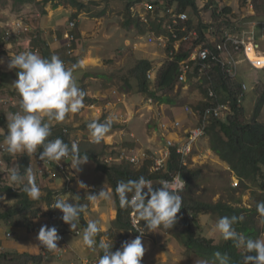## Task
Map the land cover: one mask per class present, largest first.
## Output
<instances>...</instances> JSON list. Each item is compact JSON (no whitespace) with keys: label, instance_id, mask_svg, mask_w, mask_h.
Returning a JSON list of instances; mask_svg holds the SVG:
<instances>
[{"label":"rangeland","instance_id":"1","mask_svg":"<svg viewBox=\"0 0 264 264\" xmlns=\"http://www.w3.org/2000/svg\"><path fill=\"white\" fill-rule=\"evenodd\" d=\"M83 2L86 8L77 17H73L75 10L70 6L60 5L53 9L51 4L43 5L41 0L13 6L10 0H0V29L5 33L4 38L8 34L10 39H14L13 42H10V39L4 40L0 35V60H2L0 71L8 75L0 88V112L6 118V125L0 126V128L5 129L6 134L8 114L16 113L17 111L13 110L20 105L18 92L12 86L17 79L16 70H9L7 65L15 55L29 51V49H36L31 42L36 36H39L40 41L45 43L53 55L59 56L61 60L63 57L69 56L68 60L67 58L64 59L65 61L62 60L66 67L70 68L72 65H77L74 70V77L78 86L86 93L85 107L78 113L67 114L62 122L48 121L47 118L45 121L49 122L50 126L56 125L67 129L72 141L78 144L82 142L93 143L90 130L87 127L89 123L94 120L104 122L109 117L113 118L112 124L116 128L110 130L102 141L105 145L102 161L108 165L127 163L125 160L119 159L122 152H125L126 155H140L138 164H130L133 170H138L147 161L152 163L151 160L155 153H161L166 147L164 139L175 141L188 128L197 123V118L193 114L197 113L196 106L203 102L205 96L200 91V85L192 78L185 86L184 84H175L174 90L169 93L156 92L159 97L168 94L174 100V104L161 103L154 98H147L140 94L137 80L130 75L131 69L139 60L150 61L153 71L149 89L154 91L158 70L165 63V50L157 44L150 43L149 29L146 26L138 30L135 26L126 25L125 7L131 0H83ZM198 6L200 11L197 18L204 23L211 22V12L214 6L219 10L229 7L230 13L225 19L235 29L241 27L239 32L253 29L256 41L260 43L261 51H264V40L261 39L262 33H264L262 31L264 13L263 10L257 12L252 0H247L245 3L240 0H214L212 4L209 0H202L198 2ZM70 22L75 23V29L80 36L75 40L73 48L64 51V46H68L69 43L63 37V33L67 31ZM36 50L40 54L38 49ZM261 60L264 61L263 58ZM239 70L242 75L240 79L248 86V92L241 107L245 110V121L250 122L254 117L255 107L264 93V69L252 70L247 65L242 64L239 66ZM147 99H152V103H148ZM186 107H189L191 112H186ZM171 121H178L179 125L172 127ZM257 121L264 123V105L257 116ZM160 125H163L162 128ZM3 135L4 133H0V137ZM207 144L208 139L204 137L194 147L190 158L191 165H188V168L199 171L200 174L190 182L187 189L185 185V189L180 193L182 198L188 201L210 204L220 202L232 207L251 209L256 203V198L253 195L254 188L245 189L240 185L234 172L208 149ZM4 148L6 145L1 140L0 213L14 204V201L9 200L2 192L3 187L9 186L16 190L20 189V185H13L8 181V169L18 164L16 155L20 153L12 155L13 158L6 161L2 156ZM141 153H143L142 156ZM64 162L68 164L67 175L61 174L62 181L58 182L60 177L57 178L55 185L53 182H42L39 175L36 176V183L41 190L40 198L35 200L36 205L41 209L39 216H49L50 221L61 228L68 226L61 219L62 213L52 209L51 206L45 207V203L41 202L46 199L48 191L55 194L52 196L53 203L57 198H64L68 202L77 203L74 196L81 195V204L88 206L86 212L88 214L90 211L88 215L93 217L95 211L89 210V207L93 208L94 206L87 199V191L78 187V181H83L91 193L96 192L101 183L108 182L103 173L97 172L95 169L92 171L89 161L81 166L79 172L74 170L70 159ZM93 165L95 168L94 163ZM149 172L151 173V171ZM56 176L58 177V174ZM86 180H90V182ZM155 182L157 183V180L152 184ZM78 188L80 191L77 190ZM110 194L113 196L112 189ZM102 204H106L109 208H112L113 205L115 207L114 196L112 200H103ZM106 212H109L108 209ZM53 213L54 216L51 217L50 215ZM108 214L104 220L108 219ZM85 215L83 213V217ZM112 215L106 220L107 231L115 220H110ZM252 218L253 226L259 234L257 238L264 239L260 218L256 215ZM218 219L217 215H199L193 220L198 234L212 239L215 244L224 240L215 228ZM80 226L79 222L77 229L81 230V234L68 233L65 235L68 244L74 245V248L77 244H83V228L81 229ZM24 230L30 233L27 229ZM104 231H106L105 228ZM104 231L102 233L107 232ZM180 231L181 227L175 226L172 228L160 226L154 232L149 229L142 241L147 250L141 259V264H198L200 260H203L195 254L186 252L175 237V234ZM22 232L25 233L23 230ZM20 233L15 228H8L4 222H0L1 243L3 241L4 245L8 246L5 251H15L16 249L11 246L12 244H19L18 241L26 240V243H30L28 235L23 237L20 236ZM6 234H10L11 237ZM114 235H117V231L114 232ZM105 236L101 238H105ZM121 236L120 232L117 241ZM107 241L115 243L113 239H107ZM97 242L99 243V241ZM43 251L45 252V250ZM239 251L245 253L243 248H239ZM40 255L42 256V264H64L61 262V257L47 259L43 253Z\"/></svg>","mask_w":264,"mask_h":264},{"label":"trees","instance_id":"2","mask_svg":"<svg viewBox=\"0 0 264 264\" xmlns=\"http://www.w3.org/2000/svg\"><path fill=\"white\" fill-rule=\"evenodd\" d=\"M13 6L24 5L33 3L35 0H10ZM141 0L130 2L126 5V25L135 26L138 30L141 27H145L138 20L131 17L130 7L140 2ZM170 6H174L180 12H186L191 20L199 14L198 2L202 0H163ZM210 4L214 0H209ZM245 3L247 0H240ZM255 4L257 12L262 11L264 13V0H252ZM43 5L51 4L53 9L58 6H70L75 10L73 17H77L81 13L86 5L83 0H41ZM156 2L154 4H158ZM209 5L207 4V7ZM230 13V8L225 7L223 9H217L215 6L211 12L210 25L215 27L217 33H222L225 30H229L234 33H239L241 27L235 29L227 21L226 16ZM76 27V25H75ZM73 29L72 34L75 40L80 36L77 29ZM147 28H150L155 33L163 32L160 25L152 20ZM144 32V30H142ZM0 35L4 38L5 33L0 29ZM75 40L71 42L70 46H64V51L73 48ZM14 39H10L13 42ZM32 46L40 52L44 58H50L53 54L49 51L48 47L43 41H40L39 36H36L32 42ZM168 50V49H167ZM63 55V54H62ZM64 56V55H63ZM65 56L62 58H67ZM187 54H177L173 62H165L162 67L158 70L155 90L149 89L150 81L146 77V73L151 70L152 65L148 60H139L135 66L131 69L130 75L137 80L138 92L145 95L147 98H154L161 103L174 104V100L171 99L168 94L158 96L157 91H163L169 93L174 90L177 76V62L185 59ZM212 73L213 86L216 94L219 97L220 102H230V112L225 120L212 119L206 128L205 137L208 139V149L228 168L234 172L235 176L239 180L240 185L245 189L254 188L253 195L256 198V203L251 209H241L238 207H232L225 203H202L191 200H182V207L177 213V222L175 227H181V231L175 234L176 239L185 248L189 254H195L196 256L209 260L213 264L215 261L214 253L220 252L222 255L229 257V264H241L243 255H255L254 253H241L238 248L234 246V242L231 240H223L219 244H215L212 239L202 237L198 234L197 229L194 225L195 218L199 215H217L219 218L224 216H238L242 217V220L238 222L234 227L238 232H241L247 238L256 239L258 231L255 229L252 223V216H258L262 222V231L264 232V217H261L257 212L256 205L259 202H264V123L257 121V116L264 105V93L261 95L259 103L255 107L254 117L250 122H246L244 119L245 110L241 105L238 104V97L242 93L241 84L229 76H226L221 69L214 66ZM7 74L0 71V88L7 78ZM200 91L206 96V89L200 86ZM207 102H202L196 106L197 114H201L204 108L208 106ZM13 111H20V105ZM101 122V121H98ZM6 125V118L0 112V126ZM51 136L49 140L56 138L62 139L65 143L71 145L73 143L70 133L67 129L60 127L50 126ZM116 128L112 124L111 130ZM66 130L67 132H64ZM7 131V130H6ZM4 135L0 137V141H3ZM81 155L87 154L88 161L95 164V170L103 173L112 189L115 202L116 218L112 222L111 228L105 233L107 239L115 240L111 249L114 252L116 249L121 247L122 243L117 242L120 236V232L129 229L130 227V208H121L119 206L118 197L115 194V187L120 181H127L129 179H138L143 176L148 180L156 181L164 178H171L176 173L180 172L182 179L185 181L186 189L190 182L197 178L200 174L199 171L189 170L188 166H182L179 156L175 150L172 149L171 157L167 163V168L162 171L150 173L151 167L150 162L144 163L138 170H133L129 163L121 162L119 164L108 165L102 160L105 154V145L101 143L82 142L78 143ZM7 147V146H6ZM42 149H38L40 154ZM2 156L6 161H10L13 156L6 151L4 148ZM31 155L26 153H20L16 155V160L20 166V171L23 172L30 161ZM188 165H191L190 158L188 159ZM13 189L12 187H3L2 192L6 195L9 200H13L14 204L11 205L6 211L0 213V222H4L8 228H24L28 231L33 229V221L39 217L41 209L36 205V201L30 199L22 190ZM154 190L160 187L158 184H153ZM143 191H146L143 190ZM79 194V193H76ZM52 194L50 191L47 193L45 200L41 202L45 203V207H49L52 201ZM82 196L80 195L77 203L81 204ZM40 204V203H39ZM247 213V214H246ZM189 215L192 218H189ZM80 228L87 226V222L83 217V213L80 216ZM64 226V225H63ZM75 230H69V226L63 228L65 233H74ZM117 231V235L114 232ZM100 237V233L97 239ZM1 248L0 240V264H42V256L31 255L29 253H18L5 251ZM100 256L103 254L102 250H99ZM218 264V262H217Z\"/></svg>","mask_w":264,"mask_h":264},{"label":"clouds","instance_id":"3","mask_svg":"<svg viewBox=\"0 0 264 264\" xmlns=\"http://www.w3.org/2000/svg\"><path fill=\"white\" fill-rule=\"evenodd\" d=\"M9 70H16L17 79L12 86L20 97V111L9 113L7 117V131L0 128L4 133L3 143L7 146L6 151L15 155L26 153L32 155L40 151L39 160L60 162L70 158L74 170L79 172L81 166L88 162V155H81L77 143H65L62 139L49 140L51 136L50 123L45 121H64L67 114L78 113L85 107L86 93L78 86L74 77L77 65L66 67L57 55L50 58L42 57L38 52L26 51L10 59L7 65ZM113 118L109 117L104 122L92 121L87 125L94 143H101L110 132ZM68 165V164H67ZM38 168L29 165L23 172L20 166L8 169V181L13 185H20L21 190L32 200H38L41 190L36 183ZM78 187L86 190L87 199L93 204L101 200H112L113 196L104 189L97 193L88 191V186L83 181H78ZM185 187L181 175L177 173L171 181H160V187L154 190L151 180L141 176L138 179H129L118 182L115 194L118 197L121 208L132 209L133 215L138 221H144L146 231L154 232L160 226L172 228L177 222V213L182 207L181 190ZM146 191H143L145 190ZM74 199L79 201L80 196ZM86 204L71 203L64 198H57L51 205L52 209L62 213V221L69 226V230H75L79 225L80 216L87 211ZM257 212L264 217V202L256 205ZM242 220L238 216H224L217 220L216 230L223 239L234 242L236 248L245 249V253L255 255H243L241 264H264V239H251L238 232L234 225ZM130 228V227H129ZM126 229L121 232H126ZM101 231L96 220H89L87 226L82 229L83 245L92 250H102L98 264H141V259L146 252L142 243L144 231L137 229L139 235L134 240L124 241L120 249L112 252L113 242L107 238H101L97 242V236ZM36 239L48 250H59L58 241L61 237L55 226H41ZM118 242V241H117ZM213 264H229V257L220 252L214 253ZM198 264H210L209 260L203 259Z\"/></svg>","mask_w":264,"mask_h":264},{"label":"built area","instance_id":"4","mask_svg":"<svg viewBox=\"0 0 264 264\" xmlns=\"http://www.w3.org/2000/svg\"><path fill=\"white\" fill-rule=\"evenodd\" d=\"M156 2L159 3L154 4ZM130 14L132 18L138 20L143 25L148 26L152 20L160 25L163 32L158 34L148 28V38L151 44H157L165 50V62H173L177 54H187L185 59L177 62L176 85L184 84L185 86L192 78L198 85L206 89V96L203 101L207 102L209 105L204 108L201 114H193L197 118V123L188 128L184 134L175 141L164 139L166 147L161 153L157 152L154 154L149 171L155 173L167 168L172 149H174L179 156L181 165L186 167L188 166V159L191 158L196 143L205 137L206 128L210 121L212 119L225 120L230 112V102H220L214 89L211 73L214 66H217L226 76L237 80L241 84L242 93L238 97V104L241 105L248 92V86L240 79L242 75L239 66L245 64L252 70H263L264 61H262L261 58L264 59V51H261V45L256 41L253 29L239 33H234L229 30L217 33L215 27L210 25V22L204 23L197 18V16L191 20L186 12L178 11L176 7L168 5L163 0L140 1L135 3L130 7ZM74 27L75 23L70 22L67 31L64 33V37L69 43L68 46L75 40L72 34ZM262 31L264 32V24H262ZM9 39L10 36L6 34L4 40L8 41ZM261 39L264 40V33H262ZM251 50L257 55L255 57L257 60L255 61L249 57V52ZM29 51L37 52L36 49H29ZM258 57H260V59H258ZM152 71L153 69L146 73V77L149 81L152 80ZM147 102L151 104L152 99H147ZM185 111L191 112L189 107H186ZM171 123L172 127H177L179 125L178 121H171ZM64 132L67 131L64 130ZM39 155L38 152L33 154L28 166L31 165L34 168H38L37 174L41 180H54L56 174L67 175L66 171L68 167L64 161L70 158L62 159L57 163L47 160L41 161L39 160ZM142 155L143 153H141V156ZM140 158V155H126L125 152H122L119 156L120 160H125L127 163L133 165L138 164ZM178 173L181 175L180 172ZM175 175L169 179L164 178L157 180L158 185H160V181L162 180L171 181ZM157 183L155 182V184ZM184 189L185 187L181 192ZM50 216L53 217L54 213ZM189 218H192V216L189 215ZM129 219L130 228L122 233L118 242L123 243L124 241L134 240L136 236L139 235L137 232L138 228L145 233L142 237L143 241L147 233L144 221H138L133 215L132 209ZM58 235L61 237L59 241H63L64 235ZM7 236L10 237V234H7ZM83 264H98V262L85 261Z\"/></svg>","mask_w":264,"mask_h":264},{"label":"crops","instance_id":"5","mask_svg":"<svg viewBox=\"0 0 264 264\" xmlns=\"http://www.w3.org/2000/svg\"><path fill=\"white\" fill-rule=\"evenodd\" d=\"M64 33H63V37H64ZM1 62H2V60H0V64H1ZM151 69H153V67ZM89 162L91 164V169L93 171L95 169L94 165H93V163L91 161H89ZM59 177H60V179H59L60 181L57 180V178H59ZM56 180L58 182L62 181L61 174H58V177L56 176V178L54 180L48 181V180H44L43 179L42 182H46V183H52L53 182V184L55 185V182H57ZM86 181L90 182V180H86ZM102 189H104L105 191H108L109 193L111 192V188L108 185L107 181H105V183H101L99 188H98V190L96 192H94V193L98 194V192L100 190H102ZM77 190L80 191L79 188ZM102 201L103 200L99 201L96 204L91 203V205L94 206V207L91 208V206H90L89 210L95 211V213H94L95 215H93V217H92V215H88L90 211L88 212V214L86 212L85 213L86 215L84 217L86 222L89 221V220H96L98 222L99 226L101 227L100 237L97 239V241H100V238L102 236H105L104 235L105 233H102V232L104 231V228L107 231V229H106L107 228L106 227L107 226L106 225L107 221L106 220L111 218V214H113L112 215V219H110L111 221L116 218V210H115L114 205L112 206V208H109V207L106 206V204L103 205ZM106 209H108V211H109L108 213L109 214L106 212ZM107 214H108V219L104 220V217H106ZM89 217H90V219H89ZM44 225H47L48 227L55 226L57 231H58V234H63L64 235L63 241H58V247L60 248L59 250H48L45 246L40 244V242L36 239V237L38 235V232H39V229L41 228V226H44ZM22 230L25 231V233H23ZM16 231L21 232L20 236L25 237V236L28 235V237L30 238V243H31V244L29 242L26 243L25 242L26 240H24L22 242L18 241L17 243H19V244H12L11 247L16 249L15 252L19 251L18 253H29L31 255H38V254L43 253L44 257H47V259L48 258L56 259L57 257H61V262H64V264H83V262L89 261V260L98 262V259L100 257L99 249L96 250V251H92V250L86 248L83 244H77V245H75V248H74V245H72V246L69 245L68 242L65 239V235H67L68 233L63 232V228L57 227L55 225V223L51 222L50 219H49V216H44V217H40L39 216L37 219H35L33 221V229L30 231V233L26 232V230H24L22 228H18V229H16ZM76 231H78V232L80 231L79 233L81 234V230L77 229ZM106 231H104V232H106ZM73 235H75V234H73ZM1 245H2L1 248L4 249V250H6V248L8 247V246L4 245L3 241L1 243ZM30 247H33V248H30ZM79 247H80V249H77ZM25 250H26V252H25ZM43 250H45V252ZM72 260H74L75 262L72 261Z\"/></svg>","mask_w":264,"mask_h":264},{"label":"bare ground","instance_id":"6","mask_svg":"<svg viewBox=\"0 0 264 264\" xmlns=\"http://www.w3.org/2000/svg\"><path fill=\"white\" fill-rule=\"evenodd\" d=\"M249 57L252 59V60H257V59H255V57H256V54H254V52L251 50L250 52H249Z\"/></svg>","mask_w":264,"mask_h":264},{"label":"water","instance_id":"7","mask_svg":"<svg viewBox=\"0 0 264 264\" xmlns=\"http://www.w3.org/2000/svg\"><path fill=\"white\" fill-rule=\"evenodd\" d=\"M88 1H89V0H88ZM132 1H138V0H131V2H132ZM143 1H144V0H143ZM145 1H150V0H145Z\"/></svg>","mask_w":264,"mask_h":264}]
</instances>
